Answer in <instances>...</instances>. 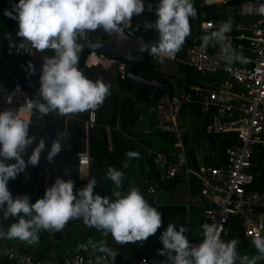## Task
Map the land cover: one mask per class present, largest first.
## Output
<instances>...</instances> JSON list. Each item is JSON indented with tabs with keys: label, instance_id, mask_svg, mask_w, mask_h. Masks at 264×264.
Here are the masks:
<instances>
[{
	"label": "clouds",
	"instance_id": "obj_1",
	"mask_svg": "<svg viewBox=\"0 0 264 264\" xmlns=\"http://www.w3.org/2000/svg\"><path fill=\"white\" fill-rule=\"evenodd\" d=\"M263 2H255L261 3L257 9L260 15H264ZM144 11L143 0H19L18 4L12 5L11 11L5 10V16L15 20V24L18 21L16 35L22 38L18 46L11 40L10 48L15 47L18 53L21 50L29 53V49L38 52L52 50L49 51L52 56L43 59L38 89L40 98L26 97L21 108V111H33L31 121L22 119L12 109L0 111V212L5 220H16L7 231L0 229V239H18L28 245L37 244L42 230L62 232L70 220H82L86 226L97 229L105 237L110 234L117 244L123 245L144 242L161 227L162 214L145 200L138 187H130L124 193L121 190L124 173L111 166L107 169L106 179L113 182V199L93 194L95 179H89L87 185L74 194V182L57 177L45 189L43 198L35 203H31L27 195L13 197L7 186L8 181L15 180L27 166H37L41 153L45 151L46 140L41 137L25 161L23 154L37 140L29 135V127L42 128L45 116L52 112L67 116L96 110L110 95L111 85L101 80L93 82L78 69V53L85 46L80 49L77 41L98 29L112 35V38L115 34L125 39L124 28L131 24L134 15L140 16ZM148 11H153L152 4L148 5ZM230 13L232 17L218 23L220 26L216 31L201 38L200 47L205 51L209 46L219 45L221 54L229 64L234 61L243 63L246 58L226 43V33L232 30L231 20H234L233 15H237L236 10ZM153 14L155 20L145 21L144 28L156 31L157 40L155 43L139 42L138 51L147 52L152 58L158 57L162 61L165 55L171 57L181 50L191 34L189 18L196 17L197 10L194 0H158ZM136 27L138 30L139 25ZM92 53L97 52L92 51L88 55ZM28 69L34 74L31 63ZM16 92H20L19 87ZM59 135L58 132L47 152L49 163L62 150L57 138ZM125 156L127 160L139 159L140 153L128 151ZM127 160L124 168L129 166ZM85 177L88 174L81 173V179ZM201 228L204 239L194 246L185 235L188 231L185 226L177 228L169 223L160 235L163 248L157 250L158 254L166 256L170 264H236L237 261L239 264H258V261L264 260V237L252 241L259 255L249 258L238 253L239 240H220L216 225L204 223ZM89 247L111 257L113 264L117 251L107 247L103 239L95 242L89 239L77 246L78 250L85 251Z\"/></svg>",
	"mask_w": 264,
	"mask_h": 264
},
{
	"label": "crops",
	"instance_id": "obj_2",
	"mask_svg": "<svg viewBox=\"0 0 264 264\" xmlns=\"http://www.w3.org/2000/svg\"><path fill=\"white\" fill-rule=\"evenodd\" d=\"M202 1L203 3L198 4L196 0H194V7L197 10V15L194 18H189L191 34L186 38V44L189 43L190 45L197 41L198 36L194 35V32L196 33L197 21L200 28L201 23L204 19L202 17L204 14L207 17L208 12H210L211 14L221 13L223 20H226L232 17V14L230 13L229 15H226L225 8H230V12H232L236 7L240 8L241 6V4L234 6L231 5V3L229 2L233 0H213L212 3H206L204 0ZM245 1L254 2L253 0ZM143 2L145 4L144 13L140 16L134 15L131 24L125 27L124 30L132 37L148 38L152 42L149 37H146L147 34L144 30V22L154 21L155 16L152 18L146 16V14L148 13V8L146 7L147 0H143ZM13 4H17V0H10L9 3H6L5 0H0V7L4 6L5 10H8L10 8L11 11ZM220 4L224 5L225 7L221 8ZM206 5H211L214 7L211 8V10H208L206 9V7H208ZM222 9L224 12H222ZM154 10L155 9H153L152 12H154ZM237 12L238 10H236V13ZM234 18L236 20H239L238 15H233V19ZM252 18L253 17L249 16V19ZM242 19L244 20L245 18L243 17ZM137 25H139V28H142L141 32L143 35L135 36L136 30L134 28H137ZM15 32V20H12L10 22L6 30H3V24L0 23V34L2 35L3 41L5 40V43H9L7 42L9 39L12 40ZM211 32L212 30L210 31V33ZM148 33L149 35H153L154 32ZM112 39L113 38L108 34L103 42L111 41ZM81 52L82 50H80V52L78 53L80 61H82ZM100 55H102L104 59L115 60L116 63L107 64L106 60H102L99 58ZM7 56L8 59L4 57V59L0 61V81L3 83L0 87V111H3L5 109H12L17 111L19 114L22 106L25 103L26 97L32 99L40 98L38 89L40 86L39 78L41 75L43 59L46 56H52V54L49 51H44L34 52L27 57H18L14 53H7ZM92 56H94L96 62H90ZM120 60L125 59L122 58ZM120 60L97 52L95 54L87 55L82 61L81 65H79L78 62L77 67L80 71H82L86 78L92 80L93 82L101 80L104 83L111 85L110 95L106 96L103 104L99 106L101 107V110L99 111V118H96V125L89 130L88 135L85 138L83 136L82 121L85 119L87 111L67 116L57 115L55 112L49 113L47 116H45V121L42 128L32 129L29 127V135L35 136L37 140L33 143L32 146L27 149L26 154H23V158L27 162V159L31 155L32 150L36 146V143H38L39 138H45L46 148L45 151L41 153L39 164L34 167L31 165L27 166L25 171L20 173L15 180L10 179L7 186L13 197H16L17 195H27L30 198V202L35 203L37 199L43 198L45 189L47 187H50L55 182L57 177L62 178L65 181L71 179L74 182V194H76L79 189L84 188L87 185L89 179H95L96 186L94 187L93 194H98L102 197L108 196L110 199H113V197H111L112 189L114 188L113 182L110 179H106L107 169L111 166L118 170H121L124 173L123 185L121 189L124 193H126L130 187H138L145 200L151 206L156 207L157 211L162 214L161 227L154 235L150 236L147 239L145 247H142L141 245L143 242L119 245L111 237L110 234L105 237L97 229L86 226L82 220H70L66 224L62 232L50 233L49 231L42 230L39 233V243L37 244L28 245L26 242H21L18 239H0V242L6 241L8 245L23 250L24 252H27L28 254L33 256H45L62 260L64 257H69L79 252L85 254H100L99 251H93L91 247H89L87 251H85L78 250L77 246L79 244L86 243L89 239H92L94 242L103 239L106 242L107 247L113 249L114 251H117V255L124 248H127L131 250L134 255L139 254L149 257H158L163 256L159 255L157 251L158 249L163 248V245L160 242V235L164 230H166L168 226L167 220L164 222L163 217H166L167 219V217H169L170 215L175 214V207L177 206L186 204V206L188 207L193 203L194 206L200 207L201 204L199 203L198 205H196L195 200L201 201V203L208 202V200L200 198L199 195L196 197H192L194 199L190 197V187H193V185H198V181L195 178H191L189 182H186L183 179L179 178L178 184L176 185H173L171 180H167L161 183L156 188L154 195H150L146 192L147 186H149L150 184L154 185L157 180L156 179L154 180L155 182H151L148 177L152 168L155 167V163L151 158L152 154L150 156L148 151L150 150L153 152L174 154L177 149L173 145L172 151H167L166 148H161L160 150L156 149L159 148V142H153V134L156 133L161 136L167 135L170 139L171 144H173V139L168 133L157 130L153 126V115L147 110H144L145 103L141 105V101H138V99L135 98V95L139 93V87L150 89L151 91L148 92V95H146L145 98L142 97V101L144 102L145 99L151 101L154 93L157 91L145 86H139L129 80L126 74L127 66L124 63L119 62ZM165 61L168 62V60ZM162 62L163 61H154V65L156 66L157 64H161ZM29 63H31L35 69L34 74L28 69ZM120 64H123L125 68V72L123 75L119 70ZM176 67L178 68V66ZM157 70L161 73L162 78L166 79L163 77V74L159 70V68H157ZM137 75H139L138 72ZM125 76L134 84L130 91H128L130 86L126 82H120L125 78ZM139 76L143 77L142 75ZM182 77L183 76H181V78ZM179 80L180 78L178 79V81ZM204 81L205 78H201L198 81L197 85L186 86L187 80L183 77V80L178 82V86H175L173 83L167 80L170 86L172 85L171 88L173 90V95H181L187 90V92H189L191 88L194 89L197 87H202L204 85ZM180 83L182 84L180 85ZM17 87H19L20 92H16ZM175 87L179 88V94H176ZM160 95L161 97L159 99L163 97L162 94ZM130 102L133 105H131ZM32 113L33 111L27 112V114L25 116H21V118L27 121H31ZM192 116L193 118H201V123L188 124L187 120L182 121V118H190ZM180 122H182L184 125V127L181 128L183 135V151L188 157L189 165L192 168L198 169L200 167L223 166L226 164L225 151H222V145H220L219 140L213 142V139L210 136H206L202 132L203 127L208 122L207 116L201 115L197 112L192 114L184 111L180 114L179 123ZM105 127L111 129L112 151L110 152L107 149L104 132ZM190 131H193V135L189 136L191 138V141L187 143L188 141H186V137L184 136V134L186 135ZM58 132L60 133V135L57 138L61 144L62 150L54 158V161L52 163H49L46 159L47 152L50 150L51 143L56 138ZM223 134L234 136V134L232 133ZM223 134H221V136H224ZM85 144H87L88 147L90 161L88 169L86 170V172H83L88 174V177L81 179V175L77 169L76 161L77 154L79 152H82ZM129 144H133V146L130 147ZM216 145L221 146L218 148L220 150V153L216 155L214 159H212L211 151L215 149L214 147ZM232 146H229L227 148H230ZM128 151H136L140 153V158L127 160L125 153ZM108 153L113 155V160L110 161L106 158ZM126 160L129 166L127 168H124L123 164ZM14 162L15 161H9L8 163ZM151 163L154 164V167H152ZM24 177L29 183L27 184V186L23 184V181L25 180ZM144 179L145 183H143ZM11 182H15L16 185L20 184V186H23L25 192L20 193L16 191V185H11ZM171 186H173V188ZM26 187H29V189L27 190ZM171 209H173V211H171ZM168 212H170V214H168ZM13 219L15 218H9L5 220L3 218L2 212H0V229L7 231L8 227L12 224L11 221ZM185 221H187V217ZM179 226L180 224L177 225V228H179ZM187 229L188 231L185 233L187 239L193 240L195 238V235L190 230V226ZM199 230L200 229L195 232L198 233ZM153 237L157 238V241L155 243H151L150 241ZM225 238H222V240ZM8 263L9 262L5 260H0V264Z\"/></svg>",
	"mask_w": 264,
	"mask_h": 264
},
{
	"label": "built area",
	"instance_id": "obj_3",
	"mask_svg": "<svg viewBox=\"0 0 264 264\" xmlns=\"http://www.w3.org/2000/svg\"><path fill=\"white\" fill-rule=\"evenodd\" d=\"M260 4L243 2L237 13L239 20H231L232 30L226 33V43L242 54L246 62L234 61L229 64L220 51L201 50V38L220 26L204 14L201 33L197 41L185 49L183 57L166 55L164 58L175 62L176 65L192 69L202 78L210 76L211 79H205L202 87L191 88L189 92H183L181 95H172L170 101L162 97L156 103H149L147 108L154 117L153 126L171 136L177 151L174 154L148 151L155 163L157 180L154 185L147 186L146 192L154 195L156 188L167 180L179 177L189 182L191 178H195L199 185V197L210 202V206L204 209V223L217 226L220 240L227 236L233 217L241 221L247 241L264 237V191L258 190V171L253 172L258 169V163L264 162V15L257 11ZM249 16L253 18L249 19ZM16 28L11 43L18 46L22 40L16 35L18 21ZM109 36L112 37L110 34ZM85 39L83 45L79 44L80 49L84 46H99L96 40L88 39L87 36ZM4 49L19 57L38 52L29 49V53L23 50L18 53L15 47L10 48V43L2 41L0 34V60L3 59ZM100 57L104 58L102 55ZM108 61L111 64L116 63L115 60ZM119 70L123 75V64L119 65ZM182 106L183 111L187 113L194 110L208 117V122L202 129L206 136L234 134L236 144L225 150V165L198 169L189 165V159L183 151V135L179 128ZM39 115L41 116L40 113ZM96 118V110L87 111L82 121L85 138L89 130L96 125ZM105 131L107 149L110 152L111 129L106 127ZM89 161L88 147L85 144L82 152L77 154L76 165L80 175L88 169ZM199 234V239H188L191 245L195 246L203 241L202 229ZM257 254L259 255L258 252ZM0 260L10 264H112L111 257L104 253L96 255L79 252L62 260L51 257L39 259L8 245L6 241L0 242ZM113 264H170V261L162 256L138 257L131 255L128 249L124 248L115 257Z\"/></svg>",
	"mask_w": 264,
	"mask_h": 264
},
{
	"label": "trees",
	"instance_id": "obj_4",
	"mask_svg": "<svg viewBox=\"0 0 264 264\" xmlns=\"http://www.w3.org/2000/svg\"><path fill=\"white\" fill-rule=\"evenodd\" d=\"M243 1H245V0H233V1H230L229 3H231V5L234 6V5L241 4ZM253 1L254 2H263L264 0H253ZM196 2L198 4L203 3L202 0H196ZM157 3H158V0H147L146 7L148 8V5L149 4H152L153 5V9H155V6H156ZM206 6H208V7H206V9H208V10H211V8L214 7V6H211V5H206ZM8 10L10 11V8ZM4 12H5L4 6L0 7V23L3 24V30H6L8 28V26H9L10 22L13 19L5 16L4 15ZM153 13L154 12H152V11H148V13L146 14V16L152 18V17H154V14ZM207 17L208 18H212L214 20L215 24H218V23L224 21L222 19L223 17H222V14L221 13L220 14H218V13H212L211 14L210 12H208V16ZM208 18H206V19H208ZM134 29L136 30L135 36L143 35L142 32H141L142 28H139L138 30H137V28H134ZM144 30H145V28H144ZM216 30H217V28H214L212 30V32L213 31H216ZM145 32L147 34L146 37H149L152 40V42L155 43L156 40H157V33L154 30H145ZM148 32H151V33L154 32V33H153V35H149ZM199 34H200V28H199L198 21H197L196 33L194 32V35L199 36ZM107 35L108 34L105 33L102 29H98L95 32H89V33H87L86 36H87L88 39H94L97 42L98 41L103 42L105 40V38H106ZM10 41H11V39H9L7 42H10ZM85 42H86V39L85 38L79 39L77 41V43L78 44H81V45H83ZM188 45H189V43L188 44L184 43L183 46H182V48H181V50L179 52H177L176 55L178 57L182 58L183 55H184V50H185V48ZM207 50L210 51V52H212V51H220V47H219V45H216L215 47L209 46L207 48ZM7 53L8 54H13L9 50L4 49L3 50V57H6V59H8ZM153 58L141 66L140 70L138 71V74L139 75H142L144 78L149 79V80L159 79V80H165V81H167L166 79H163L162 78L161 73L157 70L156 66L154 65ZM119 62L124 63L127 66V61L120 60ZM176 66H178V69H179L180 74L184 78H186V80H187L186 86L197 85L198 81L202 78L197 73H194L192 71V69L187 68L184 65H176ZM183 77L180 78L179 81L183 80ZM120 82L121 83L126 82L130 86V88H129L128 91H130L131 88L134 86V84L131 81H129L126 78V76ZM181 84L182 83H180V85ZM121 88H122V86H121ZM149 91H151V90L150 89H147V88L139 87V93L138 94L140 95V97H139L138 94H136L135 95V98L138 99V101H141L140 102V103H142L141 105H143L146 102L147 103H156L157 101H159V98L161 97V95L159 93L155 92L154 95H153V97H152V100L151 101H148L147 99H145L144 102H143L142 101V99H143L142 97L145 98L146 95H148V92ZM131 105H133V104L131 103ZM183 108H184V106H182V108L180 110V114H181V112H183ZM100 110H101V107H98L96 109L97 118H99V111ZM191 113L192 114L195 113L194 110L191 111ZM223 135L224 136H221V135L212 136L211 138L213 139V142L219 140L220 145H222V147L220 145H216L214 148L217 149V148L221 147L222 151L224 152L227 147L232 146V145L235 144V137L232 136V135H228V134H223ZM105 139H106V134H105ZM173 142L174 141L172 140V143ZM129 146L131 147V146H133V144H129ZM112 156H113L112 154H109L108 153V155H107L106 158L111 161V160L114 159V157L112 158ZM151 165H152V167H154V164L151 163ZM257 171H258L257 183L259 185L258 186V190L264 191V162H261V164L258 163V169H254L253 170L254 173H256ZM148 177L151 180V182H155L154 180L157 179V172H156V168L155 167L152 168V170L149 173V176ZM178 179H179V177L178 178H174L173 180H171L172 184L173 185L178 184ZM143 183H145V179L143 180ZM10 184L11 185H14L15 182H11ZM171 187L173 188V186H171ZM15 190L18 191V192H20V193L25 192L24 187L23 186H20V184L16 185ZM189 193H190V197L191 198L198 196L199 195V186L198 185H193V187L191 186L190 187V190H189ZM200 198H202V197H200ZM192 199H194V198H192ZM195 201H196V205H198L200 203L201 206L200 207H196V206H194L193 203L190 204L188 207L186 206V204L185 205H182V206H177V207H175V214L170 215L169 217H167V219H166V217H163V221L165 222L167 220V223L168 224L169 223H173L176 226L180 224V226L183 225V226H186V228H188L190 226V230L195 235L194 236L195 237L194 239H199V237H200V234L199 233H200V230L202 229L201 228V225L204 224V218H203V216H204V209L205 208H208V206H210V202L208 201V202L201 203V201H197V200H195ZM168 211H170V210H168ZM171 211H173V209H171ZM168 214H170V212H168ZM186 217H187V221H185ZM15 221L16 220L13 219L11 221V223H14ZM186 222H188V223H186ZM198 229H200V230H199L198 233H196L195 231H198ZM233 239H237L240 242L238 244V246H237V251H238V253L241 256L248 255L249 258H251L252 256L258 255V254H256L255 247L252 244V240L247 241L244 238L243 228L241 226V221L237 217H233L232 218L231 224H230V227H229V231H228V235H227V237L225 239H223V241L228 242V241L233 240ZM128 252L131 255H134L132 253V251L129 250V249H128ZM135 256L141 257L143 255H139L138 254V255H135ZM35 257H37V256H35ZM44 257L45 256H39L37 258L41 259V258H44ZM147 257H149V256H147ZM162 257L167 258L166 256H162ZM258 264H264V260L258 261Z\"/></svg>",
	"mask_w": 264,
	"mask_h": 264
},
{
	"label": "water",
	"instance_id": "obj_5",
	"mask_svg": "<svg viewBox=\"0 0 264 264\" xmlns=\"http://www.w3.org/2000/svg\"><path fill=\"white\" fill-rule=\"evenodd\" d=\"M206 3H212L213 0H204ZM125 39H121L119 35L113 34V39L108 42L99 43V46H89L82 49L81 60L91 53L92 51H96L101 54H105L111 56L115 59L124 58L127 61V70L126 74L129 80L134 82L139 86H145L156 90L163 97H166L169 101L173 95V90L167 81H161L159 79H144L143 77L137 75V72L140 70L141 66L148 62L152 57L148 55L147 52L140 53L138 51V43L143 42H151L148 38L143 37H132L125 30ZM82 61L79 60V65H81ZM149 103L144 104V110L146 111Z\"/></svg>",
	"mask_w": 264,
	"mask_h": 264
},
{
	"label": "rangeland",
	"instance_id": "obj_6",
	"mask_svg": "<svg viewBox=\"0 0 264 264\" xmlns=\"http://www.w3.org/2000/svg\"><path fill=\"white\" fill-rule=\"evenodd\" d=\"M220 6H221V8L222 7H225L224 5H221V4H220ZM235 10H238V7H236ZM230 11H231L230 8L229 9L225 8V14L226 15H229L230 14ZM222 12H224L223 9H222ZM27 56H29V55H26L25 57H27ZM154 61L155 62L161 61V59L155 57L154 58ZM162 61L163 62L161 64H157L156 63L157 64L156 65L157 68H159V70L162 72L164 78H166L167 80H169L175 86H178V82H179L178 79L181 78V76H182L180 74V72H179V69L176 67V65L173 64V62H170V61L166 62L165 59H163ZM106 63L107 64H110L111 62L108 61V60H106ZM205 79H208L209 80V79H211V77L210 76H207ZM2 84L3 83L0 81V87L2 86ZM175 92H176V94H179V92H180L179 88L175 87ZM26 114H27V112L20 110L19 116L20 117L21 116H25ZM185 120H187L188 124L189 123H191V124H193V123L198 124V123H201V121H202L201 118H198V117H194L193 118V116L190 117V118H182V121H185ZM182 127H184V125H183L182 122H180L179 123L180 130H181ZM192 132L193 131H190L188 134H186V135L184 134V136L186 137V141H188L187 143H189L191 141V138L189 136H192L193 135ZM152 137H153V142L154 143L159 142V146H158L159 148H156L157 150H160L161 148H166L167 151H172L173 150L172 144H171L170 139H169V137L167 135L161 136V135L155 133V134L152 135ZM219 153H220V150L218 148L217 149H213L211 151V157H212V159H214L215 156L218 155ZM23 184L25 186H27V184H29L26 181V178L23 181ZM26 189L28 190L29 187H26ZM150 241H151V243H155L157 241V238L156 237H153V238H151ZM146 243H147V240L144 241L141 244L142 247H145ZM151 249H154V248H151ZM236 264H239V261H237Z\"/></svg>",
	"mask_w": 264,
	"mask_h": 264
},
{
	"label": "bare ground",
	"instance_id": "obj_7",
	"mask_svg": "<svg viewBox=\"0 0 264 264\" xmlns=\"http://www.w3.org/2000/svg\"><path fill=\"white\" fill-rule=\"evenodd\" d=\"M91 58V57H90ZM90 62H96V60L94 59V56H92V59L90 60Z\"/></svg>",
	"mask_w": 264,
	"mask_h": 264
}]
</instances>
